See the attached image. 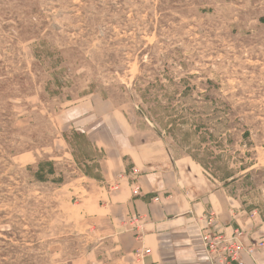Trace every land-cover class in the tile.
I'll return each mask as SVG.
<instances>
[{"label":"rangeland","instance_id":"374dc122","mask_svg":"<svg viewBox=\"0 0 264 264\" xmlns=\"http://www.w3.org/2000/svg\"><path fill=\"white\" fill-rule=\"evenodd\" d=\"M127 131L264 222V0H0V264H145L102 207Z\"/></svg>","mask_w":264,"mask_h":264},{"label":"crops","instance_id":"0c3cea01","mask_svg":"<svg viewBox=\"0 0 264 264\" xmlns=\"http://www.w3.org/2000/svg\"><path fill=\"white\" fill-rule=\"evenodd\" d=\"M127 133L120 145L103 142L110 190L102 207L113 229L133 237L145 264H264V222L240 218L224 190L175 159L161 139ZM209 234L242 243L239 263L210 252Z\"/></svg>","mask_w":264,"mask_h":264},{"label":"built area","instance_id":"2783aa9c","mask_svg":"<svg viewBox=\"0 0 264 264\" xmlns=\"http://www.w3.org/2000/svg\"><path fill=\"white\" fill-rule=\"evenodd\" d=\"M138 190L135 191L137 193ZM205 244L208 250L212 253L221 251L224 257H227L229 261H235L239 263V257L243 250V245L240 242H231L225 239L221 235H207L205 238Z\"/></svg>","mask_w":264,"mask_h":264},{"label":"trees","instance_id":"16d2710c","mask_svg":"<svg viewBox=\"0 0 264 264\" xmlns=\"http://www.w3.org/2000/svg\"><path fill=\"white\" fill-rule=\"evenodd\" d=\"M70 134L72 135L71 137H69L70 138V140L71 139H82V140H84L86 143H87V145H89V146H92V145H94L93 144V142L91 141V138L89 137V135H87L85 132H82V131H79V130H72L71 132H70ZM66 135V138L69 136V134H65ZM69 139H68V142H70L71 143V141H70ZM89 158V157H88ZM85 174L87 175V176H89V177H93V173H91L90 171H87L86 170V172H85ZM97 178V177H96ZM98 179V178H97Z\"/></svg>","mask_w":264,"mask_h":264}]
</instances>
